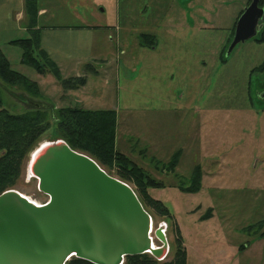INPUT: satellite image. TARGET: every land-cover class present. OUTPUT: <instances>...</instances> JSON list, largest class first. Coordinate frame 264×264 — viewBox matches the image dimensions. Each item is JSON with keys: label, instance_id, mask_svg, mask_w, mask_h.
<instances>
[{"label": "rangeland", "instance_id": "rangeland-1", "mask_svg": "<svg viewBox=\"0 0 264 264\" xmlns=\"http://www.w3.org/2000/svg\"><path fill=\"white\" fill-rule=\"evenodd\" d=\"M100 1H86L84 7L88 22L100 26L92 53L103 62L80 69L86 85L67 93L51 74L23 65L22 52L14 47L12 70L38 82L39 96L0 80L3 108L19 115L45 106L49 117L61 108H115L116 150L165 186L146 192L173 216L170 222L139 200L153 231L166 225V257L157 261L148 256L156 264L175 261L181 237L186 264H264V240L247 229L264 222V42L253 38L227 54L249 0ZM54 2L58 24H67L61 17H70L66 6L72 1ZM141 34L155 37L152 51L140 46ZM64 73L61 79H67ZM74 98L87 102L80 105ZM55 137L53 126L43 142ZM177 151V166L169 171L163 164ZM29 156L9 190L44 204L48 197L28 177ZM197 165L200 190L179 191ZM100 168L136 194L134 179H123L115 164ZM151 236L160 246L153 232Z\"/></svg>", "mask_w": 264, "mask_h": 264}, {"label": "water", "instance_id": "water-1", "mask_svg": "<svg viewBox=\"0 0 264 264\" xmlns=\"http://www.w3.org/2000/svg\"><path fill=\"white\" fill-rule=\"evenodd\" d=\"M259 1L251 0L238 17L227 54L262 28ZM27 173L48 201L36 204L15 190L0 193V264H66L72 258L124 264L128 256L166 257V225L153 231L132 188L65 141L40 143Z\"/></svg>", "mask_w": 264, "mask_h": 264}, {"label": "trees", "instance_id": "trees-1", "mask_svg": "<svg viewBox=\"0 0 264 264\" xmlns=\"http://www.w3.org/2000/svg\"><path fill=\"white\" fill-rule=\"evenodd\" d=\"M250 2L251 0H249ZM24 4L26 16L31 25L34 26L36 23L37 0H24ZM259 7L264 8V0L259 1ZM261 25L259 37L254 38L258 43L264 42V16ZM139 40L142 47L151 48L155 46V37L152 35L141 34ZM10 44L21 50V63L23 65L29 66L41 75L51 74L60 81L64 90H76L85 84V77L61 79L58 66L41 48L39 30L33 29L30 31L28 38L12 41ZM224 62L221 59V63ZM262 66L255 70H261ZM0 80L9 87H21L34 97L39 96L37 84L12 70L10 63L1 50ZM53 126L55 135L59 137L51 140L62 139L71 149L90 155L100 167H110L115 164L118 170H121L119 174L123 179H134L136 194L140 201L145 200L147 205L154 207L168 221H173L170 210L162 202L149 197L146 192L147 188L163 189L165 186L161 182L155 181L141 167L116 150V113L113 110L91 111L77 107L61 108L56 110L54 116L49 117L48 108L41 106L33 108L32 111L15 115L3 108L0 98V193L16 186L25 160L43 142L45 135L52 130ZM180 155V151L175 152L163 166L172 171L177 166ZM200 170L201 168L198 165L195 166L188 178L187 186L181 183L178 187L179 191L185 193L198 192L201 180ZM263 223L258 222L247 229L253 231L252 233L255 232L254 234H259L258 238L264 240V231L260 232ZM181 244L182 239L178 237L176 259L165 264H186V252ZM243 248L244 246L239 247L240 250ZM66 264L91 263L72 258ZM124 264H156V261L144 254L128 256L125 258Z\"/></svg>", "mask_w": 264, "mask_h": 264}, {"label": "crops", "instance_id": "crops-1", "mask_svg": "<svg viewBox=\"0 0 264 264\" xmlns=\"http://www.w3.org/2000/svg\"><path fill=\"white\" fill-rule=\"evenodd\" d=\"M54 1L56 0H37L36 23L32 26L26 16L24 0H0V50L12 68L10 56L15 46L10 43L28 37L30 30H39L41 48L56 63L60 72H65L62 74L63 77H81L82 67L87 68L88 65L91 66L98 61L100 64L103 63L98 55L94 56L92 53L96 35L101 32L100 26L90 24L84 10L86 1L94 5L96 0H70L71 5L66 6L70 17H61V20L66 21L67 24H58L59 17L53 5ZM100 2L105 3L104 0ZM70 18L72 21L68 22ZM154 48L148 49L152 51ZM18 61L20 64V58ZM95 73L97 74L98 71ZM35 83L39 85L38 82ZM74 101L80 105L87 102L76 98Z\"/></svg>", "mask_w": 264, "mask_h": 264}, {"label": "bare ground", "instance_id": "bare-ground-1", "mask_svg": "<svg viewBox=\"0 0 264 264\" xmlns=\"http://www.w3.org/2000/svg\"><path fill=\"white\" fill-rule=\"evenodd\" d=\"M28 177L29 178H33L32 176H30L29 174H28ZM29 199V198H28ZM31 200V199H30ZM32 202H34L33 200H31ZM34 203H36V202H34ZM37 204V203H36ZM153 244H154V242H153ZM155 246V245H154Z\"/></svg>", "mask_w": 264, "mask_h": 264}]
</instances>
